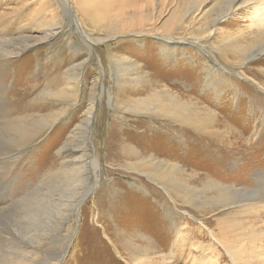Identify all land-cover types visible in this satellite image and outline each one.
<instances>
[{
  "label": "rangeland",
  "instance_id": "obj_1",
  "mask_svg": "<svg viewBox=\"0 0 264 264\" xmlns=\"http://www.w3.org/2000/svg\"><path fill=\"white\" fill-rule=\"evenodd\" d=\"M244 1L205 0L182 20L189 0H0V29L9 40L4 50L18 51L0 69L3 93L14 97L5 98L0 120L14 103L30 106L35 117L60 112L65 99L55 102L49 91L75 86L79 94L53 127L21 149L0 146L5 182L14 186L0 222L3 236L15 238L1 255L28 253L34 264H262L264 90L257 82L264 88V72L256 69H264V55L246 58L259 45L255 18L264 0ZM35 16L46 22L43 28ZM165 37L174 41L167 52ZM116 57L137 67L120 75ZM74 67L81 74L69 83L66 72ZM25 91H31L25 100L15 96ZM157 94L202 107L206 116L211 110L223 120L214 130L221 141L193 139L192 129L142 111L139 100ZM90 109L86 148L98 160L90 187L67 173L54 182L61 152L72 159L79 141L73 130ZM157 165H172L170 177L192 188L180 192L191 203L156 182ZM211 183L231 187L229 206L215 200ZM46 193L52 203L47 235L13 232ZM24 247L35 251L21 252Z\"/></svg>",
  "mask_w": 264,
  "mask_h": 264
},
{
  "label": "bare ground",
  "instance_id": "obj_2",
  "mask_svg": "<svg viewBox=\"0 0 264 264\" xmlns=\"http://www.w3.org/2000/svg\"><path fill=\"white\" fill-rule=\"evenodd\" d=\"M189 1H190L189 5L183 9V12L181 14L182 20H184L187 17V15L193 9L201 7L202 4L205 2V0H189ZM237 1L238 0H231V3L235 4ZM243 2H245V1L243 0ZM232 9H233V6L230 5L227 8V12L232 10ZM71 14H72V12H71ZM88 15H91V14H88ZM72 16L74 19L73 20L74 23H77L79 25L80 22L78 20V16L76 17V15H73V14H72ZM36 17L37 16H35V18ZM255 20L256 21L260 20V23H258V26L256 28V32H255V34H256L255 38H256L257 42H259L258 43L259 45L256 46V48L254 50H252L251 52L249 51L250 53L247 54L248 58H246L247 61L255 59L256 56L264 55V8L262 11H260L257 14ZM35 21L37 23V26L40 27V29L43 28L44 24L46 25V22H44V20H42V18L40 19V17H37L35 19ZM211 22L213 24H215V19L211 20ZM6 38L7 37H5L3 35V30L0 29V69L2 68V65H3L6 57H7V59H9V57H11L12 55L18 54V51L16 50L17 48L16 49L11 48L9 50H4L5 41H9ZM171 41H172V43H171ZM163 47H164V50H163L164 52H167L168 49H171L172 47H174L173 39L169 38V37L163 38ZM226 48H229L232 52H238V50H240L239 46H234V45H229L228 47L226 46ZM9 61H10V59L7 62H9ZM136 67H137L136 64L128 62L127 59H125V58H118V57L115 58L114 69H115V72L120 74V75H123L128 70L135 69ZM79 69H80L79 67L78 68L74 67L72 69L73 72L67 71L66 76H65V80L69 81V83H70V80L80 77L81 73H80ZM216 70L219 71L218 68H216ZM256 70L259 72V76H262L264 69H262L260 67L259 69H256ZM1 77L5 78L6 74H4L3 72L0 71V113L2 112L1 110L3 108V103H4L5 98L13 97L11 95H7L6 93L5 94L3 93L4 83H3V80H1ZM54 84H55V82H54ZM257 85L260 86L261 89L264 90V88L260 82H257ZM28 92L29 91H25L24 93H22V96H19L20 94L18 95V93L16 92L17 95H15V96H17V98H21L22 100L23 99L25 100L28 97V95L31 94V91L29 93ZM58 93L59 94H57L56 92L54 93L52 91H49L47 93L48 95H54V97H56L55 102L57 101L56 99H65L64 103H63V101H61V103L63 104V107L60 110V112H55L51 115L44 114V115H41V116L38 115L37 117H35L31 113V111L34 109L30 108V106L24 107V106H22L23 104L21 105L20 103H14L13 106L7 110V114H8L7 117L4 119L2 118L0 120V146L2 144H5L7 146L10 145L14 148H19V147L27 144L32 139H35L36 137L43 134L46 129L53 127L54 124H56L59 121L58 119L67 113L68 107L66 108V107H64V105L65 106L71 105L73 102L77 103V100L79 99V94H78L75 86H66L64 88H61V90H59ZM165 93H166V91H165ZM57 96H59V98H57ZM72 98H74V101L72 103H70L69 101L72 100ZM92 99H93L92 103L94 104V101L96 98L92 97ZM150 102H152V106H151ZM139 104H140V106L142 105V107H140V109L142 111H147L148 113L151 114V116H153V115H154V117L168 116L173 122H176L178 124L177 125L178 128H179V126H185V127L192 129L193 132L191 133V136L193 137V139L203 141L202 139L206 140L208 138L207 136H209V137L212 136V137L221 141V139L219 137L220 135L217 133V131H214V130L216 127H218L221 124V122L219 123V121H223V120L222 119L221 120L216 119L215 118L216 114H214L211 110L210 111L207 110L208 113L206 116L204 113V110L202 111V109H201L202 107L200 108V107L196 106L195 104L187 103L186 101H180L177 98H172L170 95L168 96V95H159V94H157L156 96H154L152 98L149 97L147 99H142V102H141V100H139ZM91 109L88 112L89 116L85 117V119L81 123L78 124L76 129L73 130V132L75 133L74 136L78 137L79 141L77 142L78 143L77 145L72 147L73 148L72 151H74V153H75V154L72 153V159L68 158L69 154H67L65 151L64 152L60 151L62 153V155H64V156H63L61 168L58 171H56L55 173H53V178H51V180L53 179L54 182L60 181L61 175L62 174L65 175L67 173L65 175L66 177L67 176L68 177L75 176V181L78 183L79 186L84 187L85 190H86V188L90 187L89 186V180L91 178V172H92L91 169L92 170L94 169V171H96L98 169L97 158L96 157L92 158L90 153H88L89 147H88V149L86 148V146H88L87 141H88V135H89L90 123H91V117H90V114L92 113ZM229 145H231V144H229ZM66 147H68V145H66ZM228 147H230V146L226 145V147L225 146L221 147V149L226 150ZM129 148L132 149V147H129ZM19 149H21V148H19ZM229 149L232 150L231 148H229ZM18 152H20V151H17L16 153L12 154L11 156L12 157L16 156L17 154H19ZM69 152H71V151H69ZM131 154H134V153L131 152ZM2 160L3 159L0 158V213H1V208L3 207V205L6 201L5 197L9 195L8 192H10V191L12 192V188L14 187L11 182H5V178L7 175L4 173V169L1 165ZM152 161H153V159H150V162H152ZM139 164L141 166L147 167L148 166L147 165L148 160H143ZM152 169L157 174L158 179L156 180V182L159 185H161L163 188H165L166 191L172 192L173 194L180 196L185 202L191 203L193 198H191V197L189 198L187 193H184V195H180V192H181L182 188H184L185 190H188V191L189 190L192 191V188L186 184L183 186H180V183L177 181V178L170 177V173H172V170H173L172 165L168 166L167 169H163V167L161 165L154 166ZM62 177H64V176H62ZM97 178H98V176H97ZM69 181H71V180H69ZM97 182H98V180H97ZM211 184L213 185L211 187H213V189L215 191L219 192L218 193L219 195H218L217 199H215V200H217L218 202L219 201L225 202V204H221L224 207L229 206L230 204H228L226 202L231 198V195H230V188L231 187L230 186L223 187V186H220L216 183H211ZM133 185L135 187H138L135 183ZM97 186H98V183H97ZM43 191H44V189H43ZM260 195H261V197L260 198L258 197V199H259L258 201L261 200L264 202V191ZM49 197L51 199V196L46 193L42 199L37 198L34 202L35 208L31 212L27 211L28 213H26L24 215L25 216L24 222H26V224H22L23 225L22 228L20 226L14 228L13 232L15 231V233L17 235L21 236L22 232L25 229L28 233L31 230H41L42 231L41 233H43V235H47L46 232L49 231V229H48L49 226H47L46 222H47V219L49 218V216H46V215L50 214L51 204H52L50 202ZM217 201H216V203H217ZM232 204H233V202H232ZM79 205H80L79 200L77 202H74V205L72 204V208H73V211L75 210V213H79L78 212ZM64 212H65L64 209L60 210V218L62 217L63 220L66 218V215L64 214ZM24 216H23V218H24ZM2 230H3V227L1 226V222H0V252H2L4 250L3 245H5L7 247L15 246V243H14L15 238L13 236V233H10L9 236H7L5 238L3 236ZM36 238H39V237L36 236ZM37 242H39V244H41L40 240L39 241L37 240ZM34 248H35V246H33V249ZM22 251L34 252L35 250L33 251L32 249L24 247V248H21V252ZM8 252H10V251H8ZM12 255H15V253L14 254L10 253L7 255H5V254L1 255L0 254V264H34L33 263L34 258L30 257V255H28V253H27V255H23L22 259L19 258V255H18V257H14ZM257 259H261L262 264H264V255H261V253H258Z\"/></svg>",
  "mask_w": 264,
  "mask_h": 264
}]
</instances>
